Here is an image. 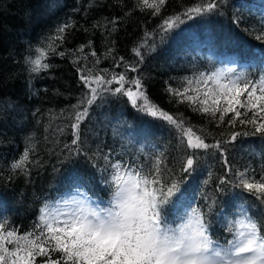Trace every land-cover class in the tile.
I'll use <instances>...</instances> for the list:
<instances>
[{
	"label": "trees",
	"instance_id": "trees-1",
	"mask_svg": "<svg viewBox=\"0 0 264 264\" xmlns=\"http://www.w3.org/2000/svg\"><path fill=\"white\" fill-rule=\"evenodd\" d=\"M196 3L199 0H166L160 13L152 15L151 9L142 11L137 0H0V215L18 234L31 232L39 209L69 192L74 178H80L93 200L105 203L110 199V192L100 183L101 175L85 155L110 153L113 160L137 162L161 156L168 168L180 172L187 153L172 127L133 108L127 97L109 93L97 100L81 123L84 152L69 156L63 146L71 145L73 105L88 91L80 76L89 70L91 75L105 69L109 74L127 71L129 80L141 78L149 103L183 119L206 143L241 133L235 142L222 144L230 172L225 171L220 151L209 149L197 153L198 165L184 175L186 202L205 212L209 211L205 206L215 202L209 216L215 241L223 244L232 239L227 227L257 210L255 198L233 181L241 171L254 170L257 178L264 174V138L251 134V124L237 120L235 127L229 125L233 113L220 124L219 113L212 119L194 111L168 88L182 91L186 78L207 75L218 63L233 64L230 70L235 77L258 80L264 73V40L258 39L264 0H222L215 12L184 19L167 34L161 31L165 19L182 16ZM65 24L69 27L63 40L49 52L50 38L55 39L57 28ZM137 48L142 59L133 51ZM38 50L44 51L51 67L31 73L29 59L36 58ZM130 66L137 71L128 70ZM250 118L251 113L240 117ZM26 146L34 148L27 172L13 170L11 164ZM93 163L102 165L103 161ZM226 177L229 183L220 192L217 185ZM179 208L170 206L165 214L175 220ZM44 259L37 257L36 264Z\"/></svg>",
	"mask_w": 264,
	"mask_h": 264
},
{
	"label": "snow or ice",
	"instance_id": "snow-or-ice-1",
	"mask_svg": "<svg viewBox=\"0 0 264 264\" xmlns=\"http://www.w3.org/2000/svg\"><path fill=\"white\" fill-rule=\"evenodd\" d=\"M165 3L166 0H152L151 3L149 0H137L141 10L151 9L152 15H158ZM221 3L222 0H199L182 16L165 19L161 31L167 34L184 19L213 13ZM68 27L65 24L57 28L55 39L50 38L49 52L54 50L53 44L63 40V33ZM261 33L258 39L264 40V23ZM133 51L142 59L140 49ZM92 55L95 56V52ZM42 60L45 62L42 63ZM29 63L31 73H40L51 67L42 50H38L37 57L30 58ZM116 67L120 64L117 63ZM128 70L136 72L137 67L130 66ZM80 80L88 91L77 105H73L71 145L63 146L70 157H79L84 152L81 147V123L97 100L109 93L127 97L133 108L160 118L172 127L187 153L180 163V172L168 168L161 156L151 158L150 162H137L121 158L113 160L110 153L99 157L97 153L85 155L87 163L101 175L100 183L111 194L107 204L101 205L93 200L77 177L61 201L63 208H53L45 203L39 209L31 232L18 234L7 218L0 215V264H36L37 257L46 258L41 264H264V174L259 178L254 170L235 174V187L255 198L257 210L251 215L245 214L244 219L236 220L231 227L226 225L232 239L223 244L212 238L209 216L215 202L206 205L209 211L205 212L201 207H193L191 202H186L183 191L184 175L190 174L198 165V152L209 149L220 151L225 171L230 172L222 144L235 142L241 133H231L226 141L206 143L191 126H185L183 119L178 120L150 104L142 79L129 80L127 71L109 74L105 69L91 75L89 70V74H81ZM114 83L119 86L112 88ZM125 84L129 87L125 88ZM168 92L179 97L180 102H188L194 111L207 114L212 119H217L219 113L220 124L224 123L229 113H233L228 120L229 125L235 127L237 120L241 124H251L254 129L251 134L264 138V74L258 80H250L243 75L232 78L221 71L207 75L200 73L186 78L182 91L169 87ZM248 113H251L250 119H240ZM32 151L34 148L26 146L11 168L26 173ZM97 159L103 164L93 163ZM226 183H229L227 177L221 179L217 190L222 192ZM208 199L211 200L210 197ZM170 206H180V215L175 220H170L165 214Z\"/></svg>",
	"mask_w": 264,
	"mask_h": 264
},
{
	"label": "rangeland",
	"instance_id": "rangeland-1",
	"mask_svg": "<svg viewBox=\"0 0 264 264\" xmlns=\"http://www.w3.org/2000/svg\"><path fill=\"white\" fill-rule=\"evenodd\" d=\"M231 66H233V64H231V63H224V64H222V63H218L217 65H216V67H215V69L214 70H212V71H210V73L211 72H214V71H221V72H225V73H227V74H230L231 75V77L232 78H235V75L231 72ZM264 74V73H263ZM133 90H135L134 88H133ZM138 103H140L139 101H138ZM68 194V192L66 193V194H64L63 196H61L59 199H57V202H55V203H49V205L50 206H52L53 208H56V207H61V208H63V204L61 203V201H62V199L66 196ZM107 202H108V200L105 202V203H101L102 205H106L107 204ZM100 203V202H99ZM66 210V209H65ZM245 218V216H243V218H241V219H244Z\"/></svg>",
	"mask_w": 264,
	"mask_h": 264
}]
</instances>
